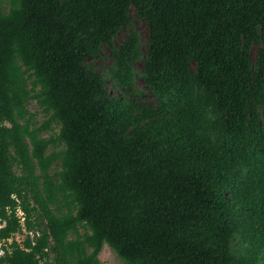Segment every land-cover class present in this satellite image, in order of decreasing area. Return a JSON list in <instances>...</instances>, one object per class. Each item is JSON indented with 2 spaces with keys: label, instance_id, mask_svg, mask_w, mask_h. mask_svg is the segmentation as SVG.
<instances>
[{
  "label": "trees",
  "instance_id": "obj_1",
  "mask_svg": "<svg viewBox=\"0 0 264 264\" xmlns=\"http://www.w3.org/2000/svg\"><path fill=\"white\" fill-rule=\"evenodd\" d=\"M131 9L156 107L83 64L107 46L132 89L138 35L112 45ZM0 219V264H102L105 245L125 264H264V0H0Z\"/></svg>",
  "mask_w": 264,
  "mask_h": 264
},
{
  "label": "rangeland",
  "instance_id": "obj_2",
  "mask_svg": "<svg viewBox=\"0 0 264 264\" xmlns=\"http://www.w3.org/2000/svg\"><path fill=\"white\" fill-rule=\"evenodd\" d=\"M2 5L5 12L10 9V0H2ZM130 23L127 27L121 29L113 39L112 45L115 51L123 46L132 33H136L139 38V46L136 53L135 59L130 63L133 69L134 85L132 89L127 90L119 82V79L115 73L118 69V62L113 50L107 46L101 48L94 56L88 57L84 61V66L87 70L94 73L100 74L105 81V90L110 97L125 98L129 101H139L142 105L147 107H156L157 101L154 96L146 87L142 80V74L145 67V58L148 50V35L149 30L144 20L137 16L134 9L130 10ZM260 49L259 44H255L252 49L253 57H256L258 50ZM29 110L35 115L33 119L34 126L41 130L40 134L42 138L53 139L58 142L60 127L55 122L49 121V116L45 115L39 108L35 101L29 105ZM64 148L62 146H51L47 154H52L53 151L60 152ZM61 171V161L59 160L52 168V175L58 178V173ZM20 213H23L21 210ZM18 216H22L21 225L23 227V233L15 235V240L22 244L28 235L33 237L32 233H28L25 228V215L18 213ZM88 230L80 228V234H84ZM73 238H75L73 236ZM12 239V242L13 240ZM245 247V248H244ZM247 246H244L241 241V236L236 234L233 240V252L237 255L244 253ZM100 261L102 264H125V262L118 256V254L108 245H105L101 254Z\"/></svg>",
  "mask_w": 264,
  "mask_h": 264
},
{
  "label": "built area",
  "instance_id": "obj_3",
  "mask_svg": "<svg viewBox=\"0 0 264 264\" xmlns=\"http://www.w3.org/2000/svg\"><path fill=\"white\" fill-rule=\"evenodd\" d=\"M17 211H18L19 214H21V215L23 214V213H20V212H21V209H18ZM18 213H17V215H18ZM18 217H19V216H18ZM19 218H20V220H22V216L19 217ZM20 222H21V221H20ZM5 226H6V223H5V222H2V220L0 219V230H1L2 228H4ZM4 242H5V241H1V240H0V247L3 246ZM7 242H8V245H11V244H12V239H9ZM5 246H7V244H6ZM4 253H5V252L3 251V249H1V250H0V257H2V256L4 255Z\"/></svg>",
  "mask_w": 264,
  "mask_h": 264
}]
</instances>
